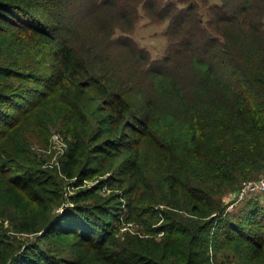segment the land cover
<instances>
[{
	"label": "trees",
	"instance_id": "1",
	"mask_svg": "<svg viewBox=\"0 0 264 264\" xmlns=\"http://www.w3.org/2000/svg\"><path fill=\"white\" fill-rule=\"evenodd\" d=\"M141 12L167 25L158 58ZM54 132L67 150L43 167L31 144ZM263 168L264 0H0V264H264V191L232 216L202 188ZM106 173L128 210L80 188ZM153 183L194 224L121 240V216L154 220Z\"/></svg>",
	"mask_w": 264,
	"mask_h": 264
},
{
	"label": "rangeland",
	"instance_id": "2",
	"mask_svg": "<svg viewBox=\"0 0 264 264\" xmlns=\"http://www.w3.org/2000/svg\"><path fill=\"white\" fill-rule=\"evenodd\" d=\"M166 23H153L147 19L144 14L141 12L139 15V18L136 22V24L133 27L132 30V37L139 46L145 48L149 51L150 55L153 58H158L162 56V54L165 52L166 45H167V38L165 35L166 32ZM54 134L58 135V140H52V147H49L50 139L53 136H50L48 140V144L46 146L41 145V142L34 141L31 144V149L33 152L38 156L39 160L43 161V167L48 166H58L59 160L64 156L62 155L65 147L63 146V141H65V137L62 133L55 132ZM66 142V141H65ZM56 162H58L56 164ZM263 171L258 173V177L260 178L264 176V168ZM247 177L244 176H237L233 183L227 184V185H220V186H214V185H204L202 188H204L210 195L213 197L215 202L217 203L218 209H223V214L229 213L228 215H239L242 213L243 207L247 203L245 200L251 198L258 199V201H262V192L257 194H247L243 196V198H240L239 193L241 190V186L243 181L248 180L245 179ZM253 178V179H256ZM97 182L94 183L93 180ZM110 174H104L102 176H96L88 180L87 184L80 187V188H91L97 184H99V189L97 191V194L102 196L103 198H108L109 196L116 195L118 197V202H120V206L122 211L124 210V207H122L121 204L125 206L126 202L128 201V198L125 197L123 190L119 186L118 183L111 184L109 182ZM77 181V179H76ZM75 181V182H76ZM63 192L65 195L70 196L74 194L76 191H78L80 188L75 186V182L72 179L65 181ZM74 182V183H72ZM156 192L155 201L152 203L153 208V217L154 220L150 221V224L148 220L141 219V218H135L133 219L139 220L142 222L143 226L140 224V222L135 220H128L132 221L136 224V231H138L143 236H140L135 233H130L127 231H121L120 225L118 226V236L121 240H127V239H134L135 237L137 239L140 238H146V235H150L154 233L155 228H159L160 225L165 224L167 218H172L175 216H179L180 219L184 222L182 224L193 225L195 218L190 216L186 211H184V203L180 201L177 205H172L169 203V198L166 195V193L158 186V184L153 183V189L149 195ZM253 197H252V196ZM121 198H123V201H121ZM59 206H56L54 208V212H58ZM127 209V204H126ZM128 210V209H127ZM154 212L156 214H154ZM166 215V218H165ZM149 216H145V218H148ZM151 218V217H149ZM145 220V223H144ZM153 223V224H152ZM147 229H150V231H147ZM208 264H237L236 259L234 256L229 253H223L219 252L217 254L213 253L212 249L209 248V258H208Z\"/></svg>",
	"mask_w": 264,
	"mask_h": 264
},
{
	"label": "built area",
	"instance_id": "3",
	"mask_svg": "<svg viewBox=\"0 0 264 264\" xmlns=\"http://www.w3.org/2000/svg\"><path fill=\"white\" fill-rule=\"evenodd\" d=\"M55 133V132H54ZM52 133L51 134V139H50V144H49V147H52V140H58V135L57 134H54ZM63 146L65 147L62 155L65 154L66 150H67V143L65 141H63ZM58 162H56L57 164ZM58 167V166H56ZM74 182L76 181V178H73ZM90 180V179H89ZM72 181V179H71ZM94 183L97 182L96 179L93 180ZM72 182V183H74ZM88 182V180H83V184L80 186H84L86 185ZM241 190H240V193H239V196L240 198H243V196L247 195V194H257V193H260L262 191H264V176L263 177H260V178H256V179H248V180H245L243 181L242 183V186H241ZM78 188V187H77ZM122 207H124L123 204H121ZM63 206H72L71 203L69 202H65L63 203L58 211H62V207ZM118 224L120 225V230L121 231H127V232H130V233H135V234H138L140 236H143L142 234H140L138 231H136V224L132 221H128V220H125L122 216L120 217L119 221H118ZM163 235V231L162 230H159L158 228H155L154 229V233L150 234V235H146L147 237H155V238H160L162 237Z\"/></svg>",
	"mask_w": 264,
	"mask_h": 264
}]
</instances>
